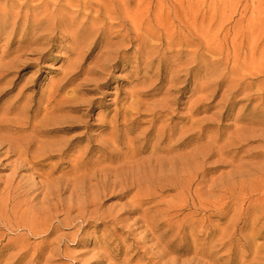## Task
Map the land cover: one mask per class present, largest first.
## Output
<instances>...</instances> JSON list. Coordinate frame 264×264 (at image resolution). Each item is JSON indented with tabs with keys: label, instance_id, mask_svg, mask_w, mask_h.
<instances>
[{
	"label": "rangeland",
	"instance_id": "1",
	"mask_svg": "<svg viewBox=\"0 0 264 264\" xmlns=\"http://www.w3.org/2000/svg\"><path fill=\"white\" fill-rule=\"evenodd\" d=\"M42 1L50 3L49 11L39 6ZM67 1L0 0V117L17 105L37 109L42 95L59 84L60 96L72 102L61 103L56 114L90 125L64 138L73 139L71 155L90 148L80 168L88 169V177L79 170L78 184L70 179L78 191L73 204L70 193L60 198L49 190L45 169L26 165L13 174L5 160L17 156L0 155V264H264V0H136L144 37L129 45L123 61H112L102 79L94 71L103 46L118 41L122 30L110 26L116 19L95 20L94 10L109 0H71L68 11ZM39 15L65 23L42 59L24 53L31 20ZM7 62L10 74L1 64ZM116 110L121 116L112 128ZM41 151L34 148L31 155ZM125 176L127 191L119 183ZM114 179L119 182L112 191ZM151 228L170 231L173 250L165 259L157 258L161 246L148 236Z\"/></svg>",
	"mask_w": 264,
	"mask_h": 264
},
{
	"label": "bare ground",
	"instance_id": "2",
	"mask_svg": "<svg viewBox=\"0 0 264 264\" xmlns=\"http://www.w3.org/2000/svg\"><path fill=\"white\" fill-rule=\"evenodd\" d=\"M80 1V0H79ZM86 1V0H85ZM141 1V0H140ZM144 1V0H142ZM146 1V0H145ZM161 2V0H158ZM81 2V1H80ZM136 2V0H109L108 3H106L105 5H100L98 6L97 10H94L96 11V17H95V20L97 21H107L108 19H116L117 22L115 23H111L110 26H115V25H119L120 28L122 30L119 31V35L116 36V39H119L118 41L116 42H113L112 40L114 39H110L108 42V44L104 45L103 46V52H102V58L101 60H99V64H98V69H96L94 71L95 74H97L98 76H103L105 75V71H107L108 69H110L111 67L115 66L113 64L112 61L114 60H118L119 61H123L124 59H121L120 57L122 58H125V55L127 54V51H129V49H131V46L129 45H132L133 43H135L136 41H140V39L142 40V38L144 37V29L142 28L144 26V21L141 20L140 21V17H138L139 15V12L138 10H141L139 9V6H134L133 4ZM138 2V1H137ZM151 2V1H150ZM149 2V3H150ZM163 2V1H162ZM179 2V1H178ZM181 2V5L183 1H180ZM141 3V2H140ZM152 3V2H151ZM157 3V2H156ZM74 2L71 1V0H68L67 1V5L65 7V9L68 11L70 9V6L73 5ZM87 2H85V9L84 11L88 12V5H86ZM91 4V2H90ZM173 4V3H172ZM180 4V3H179ZM80 5V4H79ZM151 5V4H150ZM166 5V3H165ZM178 5V4H177ZM30 6V5H29ZM39 6H43V8L45 9V12L49 11L50 9V3L49 2H46V1H42V3L39 4ZM169 6V5H168ZM184 6V5H183ZM182 6V7H183ZM31 7V6H30ZM34 7H36V5H34ZM94 7V6H93ZM151 7V6H150ZM149 7V8H150ZM83 8V9H84ZM92 8V7H91ZM162 8V6L160 7ZM193 8V7H192ZM200 8V7H199ZM146 10V9H145ZM152 10V9H151ZM163 10V9H162ZM161 10V11H162ZM165 10V9H164ZM163 10V11H164ZM177 11V9H175ZM195 9L192 10V12L194 11ZM161 11H158V12H161ZM188 11V10H187ZM199 11V10H198ZM91 12V11H90ZM143 12V11H141ZM171 12V11H170ZM179 12V11H178ZM183 12V11H182ZM196 12H197V9H196ZM194 12V13H196ZM144 13V12H143ZM162 13V12H161ZM160 13V14H161ZM169 13V11H168ZM176 13V12H175ZM180 13V12H179ZM178 13V14H179ZM89 14V13H88ZM146 14V13H144ZM150 13L147 14V16L149 15ZM177 14V15H178ZM183 14H186V13H183ZM196 14H200V11L199 13H196ZM89 16V15H88ZM108 16V17H107ZM143 16V15H142ZM160 16V15H159ZM157 16V17H159ZM187 16V15H186ZM52 17H56L55 15H52L51 17L48 16V15H39V16H34L31 20V24H30V29H29V37L27 38L28 41L26 42H29V46H27V51H25L24 53L26 54V52L30 51V52H36L40 55L41 59L45 56V53L43 51L47 50L46 46H48L51 41L54 39L55 37V34L59 31H64V28H65V23L63 22V19L64 18H58V20H54ZM161 17V16H160ZM159 17V20H161ZM170 17V16H169ZM188 17V16H187ZM145 18V17H143ZM194 18V17H193ZM170 19V18H169ZM188 19V18H187ZM195 19H196V16H195ZM198 19V17H197ZM158 20V21H159ZM179 20V19H178ZM189 20V19H188ZM193 20V19H192ZM104 21V22H105ZM113 21V20H112ZM174 21V20H173ZM196 23H197V20H195ZM1 22V21H0ZM3 25H4V29H5V26L7 25V22L8 20H4L3 21ZM162 22V21H161ZM28 23V22H27ZM98 23V22H97ZM107 23V22H106ZM159 23V22H158ZM174 23V22H173ZM171 24V23H170ZM28 25V24H27ZM163 25V23H162ZM16 26V25H15ZM104 26H107L104 25ZM104 26H102L99 30H101V32L105 31L104 29ZM165 26V25H164ZM163 26V27H164ZM153 27V26H152ZM146 28V27H145ZM185 28V27H184ZM110 30V28H108ZM168 29V27H167ZM166 29V31H167ZM149 30V29H148ZM107 31V30H106ZM105 31V32H106ZM113 31V30H112ZM157 31V30H156ZM99 32V31H98ZM160 32V31H159ZM162 32V31H161ZM163 36V35H162ZM144 41V40H143ZM143 44V43H141ZM115 45H119L120 47H124L123 49L121 48H117V49H111L110 47L112 46H115ZM34 46H37L35 48H33ZM41 48H38L40 47ZM20 47V45H19ZM136 47V46H135ZM139 47V45H138ZM141 47V46H140ZM18 50V48H17ZM136 50V49H135ZM46 52V51H45ZM135 53V52H134ZM36 55V54H35ZM128 55V54H127ZM20 56V55H19ZM132 56V55H131ZM17 57V56H16ZM22 57V56H21ZM96 58V57H95ZM4 60V59H3ZM9 60V59H8ZM20 60V59H19ZM127 60V59H126ZM7 61V60H6ZM4 61V62H6ZM16 61V60H15ZM5 66V70L6 72H9L10 74V69H12V64L10 62H7L6 64L4 63H1ZM21 64V63H20ZM79 64V63H77ZM75 65V64H74ZM73 65V66H74ZM18 66V65H17ZM71 68V67H70ZM75 68V66H74ZM79 68V67H78ZM16 69V68H15ZM90 70V69H89ZM79 71V70H77ZM76 71V72H77ZM88 72V71H87ZM70 73H74V69H71ZM2 75V74H1ZM107 76V75H106ZM68 77V76H67ZM99 77V78H100ZM95 78V77H94ZM93 78V79H94ZM64 79V78H63ZM68 79V78H67ZM102 79V77H101ZM62 80V79H61ZM85 80V79H84ZM90 80V78H89ZM99 80V79H98ZM105 80V79H104ZM64 82H66L65 80H63ZM62 81V82H63ZM71 81V79L69 78V80L66 82L67 84ZM90 81H94L95 80H90ZM90 81H89V84H90ZM96 81H97V78H96ZM61 82V81H60ZM98 82V81H97ZM93 83V82H92ZM96 83V82H95ZM100 83V82H99ZM64 84V83H62ZM83 84V83H82ZM81 84V85H82ZM13 85V84H12ZM59 84H57L58 86ZM77 85V84H76ZM100 85V84H99ZM98 85V86H99ZM55 87V90H53L52 88V92L50 94H47V97H44L42 95V100L39 101L38 103V107L37 109H34L35 107V104H30V106H24L22 107V105H17V106H14L15 108H13L12 110H9L8 109V112H5L3 115H1L0 117V155L2 154L3 157L5 156L6 159H13L12 157H15L17 156V159H13L15 161L9 163V161H6L5 162H8V166H10L12 168V171H13V174H16L18 173V171L24 167H26V165H32V166H40V170H43L45 169L47 171V173H49V176H44L46 181L47 182V185H51L49 190L54 192L58 197H62L63 195L67 194V193H70L71 197H70V204H73L71 201H72V197L75 198L76 197V193L78 192L77 191V187L75 186V183L78 181V178L79 177H76V175H78L80 168L85 166L86 163H88V157H89V153H90V148L88 146V149H86L84 152L81 151V153L79 155H74V154H70V151H73L75 152L76 149H72L70 150V147H71V143L69 144L68 142H72L71 139L66 141L65 139V136L68 134V133H71L73 130H76L82 126H85L86 128H89L90 125L88 123H83L82 125L78 124L80 123L81 121L79 120H69V119H66L64 118L65 116H59L60 114H56L58 113L57 110L59 109V106L61 105V103L63 102H67L66 104L71 103L72 102V99H70V97H66V96H60L61 94L60 93V90L62 89L61 85L59 87ZM84 86V85H83ZM94 86V85H93ZM97 86V85H96ZM97 86V87H98ZM79 87V86H78ZM101 87V86H100ZM93 88V87H92ZM82 89V88H81ZM83 90H84V87H83ZM77 91V90H76ZM75 92V91H74ZM66 95V94H65ZM60 96V98H59ZM59 98V99H58ZM46 101V104H44V102ZM20 101H17V103H19ZM16 103V104H17ZM15 105V104H14ZM63 105V104H62ZM60 106L61 108L63 106ZM65 105V104H64ZM130 105V104H129ZM133 106V104H132ZM10 107V106H9ZM12 107V106H11ZM26 107V108H25ZM21 108V109H20ZM61 108H60V112H61ZM65 108V107H64ZM73 108L72 106H70V109ZM134 108V106H133ZM74 109V108H73ZM72 109V110H73ZM127 109V108H126ZM125 109V110H126ZM138 109V108H137ZM17 110V111H16ZM43 112V113H42ZM59 112V113H60ZM63 112V111H62ZM43 114L42 116L43 117H40V114ZM11 114H14L16 115L14 118H9V115ZM141 114V113H140ZM58 115V116H57ZM142 115V114H141ZM12 116V115H11ZM10 116V117H11ZM121 116V113H120V110H116V114H115V117L113 120H111V127L114 128V126H116L119 121V118ZM83 121V120H82ZM133 121V120H132ZM58 126H57V125ZM161 129V128H160ZM115 131V129H113ZM165 131V130H164ZM166 132V131H165ZM166 134V133H165ZM82 136V135H81ZM165 136V135H164ZM77 137V136H76ZM79 137V136H78ZM114 137V136H112ZM65 138V139H64ZM111 138V136H110ZM51 139V140H50ZM115 139V137L113 138V140ZM117 139V138H116ZM159 139V138H158ZM162 139V138H161ZM108 140V138H107ZM110 140V139H109ZM112 140V139H111ZM112 140V141H113ZM120 140V139H119ZM116 141V140H115ZM114 141V142H115ZM117 142V141H116ZM102 143V141H101ZM105 143V142H104ZM102 143V144H104ZM108 143V142H106ZM119 143V141L117 142V144ZM161 143V142H160ZM159 143V144H160ZM110 144V143H109ZM116 144V145H117ZM119 145L120 143L118 144V149H119ZM114 146V145H113ZM112 146V147H113ZM154 146V145H153ZM152 146V147H153ZM46 147V148H45ZM93 147V146H92ZM100 148L102 149H105V147H102V146H99ZM157 147V146H156ZM35 148V151H36V148L38 149H42L41 152H38L36 154H33L31 155V151ZM111 148V146H110ZM137 147H135L136 149ZM155 148V147H154ZM158 148V147H157ZM116 149V148H115ZM117 149V150H118ZM143 149V148H142ZM159 149V148H158ZM157 149V150H158ZM120 150V149H119ZM153 152H154V149L152 148ZM139 151V150H138ZM159 151V150H158ZM172 151V150H171ZM107 152V151H106ZM112 152V151H111ZM131 152V151H130ZM129 152V153H130ZM140 152V151H139ZM139 152H137L136 150V153L138 154ZM151 151V153H153ZM157 152V151H156ZM155 152V154H156ZM163 152V151H161ZM72 153V152H71ZM77 153V151H76ZM79 153V152H78ZM77 153V154H78ZM119 153V152H118ZM135 153V154H136ZM160 153V152H159ZM132 154V153H130ZM160 154H163V153H160ZM159 154V156H160ZM74 155V156H73ZM129 155V154H128ZM158 155V154H156ZM156 155H153V156H156ZM164 155V154H163ZM162 155V156H163ZM135 157L137 155H134ZM130 157H132L130 155ZM157 157V156H156ZM155 157V158H156ZM182 157V156H181ZM134 158V157H133ZM151 158V157H150ZM180 158V157H179ZM184 158V156H183ZM182 158V160H183ZM2 159V158H1ZM4 159V158H3ZM10 159V160H11ZM54 159H57V160H54ZM98 159V158H97ZM137 159V158H135ZM143 159L145 158H142V161ZM148 159V158H147ZM145 159V160H147ZM153 159V157L151 158V160ZM159 159V162L161 163V160H160V157H158ZM164 159V158H163ZM150 160V159H149ZM165 160V159H164ZM163 160V161H164ZM97 161V160H96ZM153 161V160H152ZM155 161V160H154ZM170 161V160H169ZM178 161V160H177ZM1 162V161H0ZM101 162V161H100ZM103 162V161H102ZM151 162V161H150ZM175 162V160H174ZM4 163V162H3ZM95 163V162H94ZM93 163V164H94ZM98 163V162H97ZM143 163V162H142ZM149 163V162H148ZM155 163V162H154ZM166 163V162H165ZM99 164V163H98ZM101 164V163H100ZM139 164V162H138ZM146 164V163H145ZM144 164V166H145ZM163 164V163H161ZM168 164V162H167ZM1 165V164H0ZM153 165V164H151ZM157 165V163H156ZM172 165V164H171ZM31 166V167H32ZM94 166V165H93ZM96 166V164H95ZM98 166V165H97ZM126 166V165H125ZM124 166V168H125ZM129 166V165H128ZM131 166V165H130ZM138 166H141L138 165ZM160 166V164H159ZM5 167H7V165H5ZM154 167V166H153ZM164 167V166H163ZM29 168V167H28ZM47 168V169H46ZM86 168V167H85ZM93 168V167H92ZM102 168V167H101ZM100 168V169H101ZM123 168V169H124ZM147 169V167H145ZM161 168V166H160ZM65 169H67V171H64ZM84 169V168H83ZM97 169V168H96ZM94 168L93 173L95 172L96 170ZM120 169V168H119ZM127 169V168H126ZM130 169V168H128ZM127 169V170H128ZM133 169V167L131 168V170ZM142 169V167H141ZM156 169V168H155ZM102 170V169H101ZM101 170L99 171V173L101 172ZM111 171V169H109ZM134 170V169H133ZM145 170V169H144ZM147 170H150V169H147ZM153 170V169H152ZM21 171V170H20ZM88 171V169H87ZM87 171L83 172L85 173V177H88L87 175ZM90 171V169H89ZM108 171V170H107ZM113 173L114 170H112ZM111 171V172H112ZM116 171V170H115ZM117 171H119L117 169ZM116 171V172H117ZM122 169H121V174H122ZM125 171V170H124ZM124 171H123V174H124ZM137 171V170H136ZM139 171V170H138ZM158 171V170H157ZM35 172V171H34ZM41 172V171H40ZM81 170H80V175H82ZM106 172V171H105ZM128 172V171H127ZM140 172V171H139ZM154 172V170H153ZM98 173V171H97ZM103 173V172H102ZM109 173V172H108ZM126 173V172H125ZM130 173V172H129ZM137 173V172H136ZM152 173V172H151ZM37 174V173H36ZM43 174V172H42ZM88 174H92L91 172H89ZM107 174V173H105ZM111 176H112V173H110ZM120 174V173H119ZM119 174H114V176H116V180H119V178L117 179V177L119 176ZM135 174V173H134ZM145 174L147 175V172L145 171ZM150 174V173H149ZM153 174V173H152ZM48 175V174H47ZM75 175V176H74ZM95 174L91 175L92 177L94 176ZM109 175V174H108ZM107 175V176H108ZM129 175V174H128ZM133 175V173L131 174ZM151 175V174H150ZM155 175V174H154ZM17 176V175H16ZM121 176V175H120ZM134 176V175H133ZM133 176H131L133 178ZM138 176H139V173H138ZM143 176V175H142ZM149 176V175H148ZM81 177V176H80ZM99 177L97 176L96 174V178ZM103 176L100 174V180ZM109 177V176H108ZM122 177V176H121ZM127 176H125V179L122 180V181H118L119 183H121V190H124L128 189V180L126 179ZM135 177V176H134ZM141 177V176H140ZM139 177V178H140ZM154 177V176H153ZM19 178V177H18ZM83 178V177H82ZM91 178V177H89ZM113 178V176L111 177ZM138 178V177H136ZM15 179V178H13ZM17 179V178H16ZM70 179H75V183L72 184V180ZM85 178H83L84 180ZM88 178H86L87 180ZM107 179V178H106ZM121 179V178H120ZM123 179V177H122ZM128 179L130 180V178L128 177ZM150 179V178H149ZM85 181V185L87 184ZM113 180V179H112ZM115 180V179H114ZM114 181L112 183V186H110V189H113L115 187H118V182L117 181ZM145 180V178H144ZM8 181V180H7ZM66 181V183H65ZM82 181L81 179H79V185H82L81 182ZM91 181V179H90ZM94 181V180H92ZM91 181V182H92ZM106 181V180H104ZM12 182V181H11ZM83 182V181H82ZM97 182V180H96ZM140 182V180H139ZM153 182V181H152ZM19 183V182H18ZM44 183V182H43ZM102 183V182H101ZM106 183V182H105ZM133 183H134V179H133ZM151 183V182H150ZM78 184V182H77ZM90 184V183H89ZM88 184V185H89ZM111 184V183H110ZM149 184V183H148ZM153 184V183H152ZM41 185V184H40ZM100 185V183H99ZM98 185V186H99ZM107 185V183H106ZM132 185V184H131ZM146 185V184H145ZM169 185V184H168ZM21 186V185H20ZM93 186V185H92ZM135 186V185H134ZM140 186V185H139ZM152 186V185H151ZM161 186V185H160ZM159 186V187H160ZM166 186V185H165ZM45 187V186H44ZM102 187H103V184H102ZM107 187V186H106ZM105 187V189H106ZM154 187V186H153ZM158 187V186H157ZM13 188V187H12ZM98 189V187H96ZM130 188V186H129ZM142 188V187H141ZM169 188V187H168ZM8 189V188H6ZM15 189V187H14ZM47 189V188H46ZM79 189V188H78ZM88 190V188H85L84 190H81L84 192L85 190ZM101 190V188H99ZM146 189V188H145ZM148 189V188H147ZM157 188H155V191H156ZM159 189V188H158ZM173 189V188H172ZM17 190V189H16ZM19 190V189H18ZM94 190V189H93ZM107 190V189H106ZM104 190V192L106 191ZM115 189H113L112 191H114ZM151 190V188H150ZM160 190V189H159ZM165 191V189H163ZM15 191V190H14ZM40 191V190H38ZM45 191V190H44ZM90 191V190H89ZM92 191V190H91ZM96 191V190H95ZM111 191V192H112ZM125 191V190H124ZM142 191V190H141ZM140 191V192H141ZM4 192V191H3ZM31 192V191H30ZM80 192V191H79ZM93 192V191H92ZM107 192V191H106ZM119 192V191H118ZM137 192V191H136ZM139 192V191H138ZM143 192H145L143 190ZM161 192V191H159ZM157 191L156 195L159 193ZM47 193V191H46ZM48 193H51V192H48ZM97 193V192H96ZM94 193V195L96 194ZM121 193V192H120ZM146 193V192H145ZM152 193V192H151ZM153 193H154V190H153ZM28 194V193H27ZM79 194V193H78ZM102 194V193H101ZM105 194V193H104ZM119 194V193H118ZM137 193H135L136 195ZM142 194V192H141ZM147 194V193H146ZM145 194V195H146ZM149 196L150 195V191H149ZM13 195V194H12ZM50 195V194H49ZM81 195V194H80ZM83 195V194H82ZM85 195V194H84ZM83 195V196H84ZM93 195V194H91ZM93 195V196H94ZM143 195V194H142ZM141 195V196H142ZM161 195V194H160ZM103 196V195H102ZM101 196V197H102ZM48 197V196H47ZM52 197V196H51ZM86 197V195H85ZM91 197V196H90ZM89 197V198H90ZM97 197V196H95ZM94 197V200L96 202L97 199H95ZM105 197V195H104ZM143 197V196H142ZM146 197V196H145ZM81 198V197H80ZM100 198V196H99ZM137 196H135V200H136ZM140 198V197H139ZM78 199V198H76ZM84 199V198H83ZM82 199V200H83ZM93 199V198H92ZM133 199V197L131 198ZM144 199V198H143ZM152 199V198H151ZM165 199V198H164ZM61 200V199H60ZM69 200V199H68ZM87 200V199H85ZM93 200V201H94ZM133 200V202L135 201ZM51 201H52V198H51ZM77 201H81V200H77ZM91 201V200H90ZM100 201V200H99ZM102 201V199H101ZM132 201V200H131ZM129 201V202H131ZM157 201V200H156ZM62 202V201H60ZM77 202V203H79ZM82 202V201H81ZM94 202V203H95ZM137 202V201H136ZM146 202H149V201H145L144 203ZM174 202V201H173ZM63 203V202H62ZM90 203V202H89ZM93 203V202H92ZM132 203V202H131ZM155 203V202H153ZM158 203V201L156 202ZM167 203V202H166ZM171 203V202H170ZM68 204V205H70ZM81 204V203H80ZM87 204V203H86ZM101 204V203H100ZM135 204V203H134ZM139 204V203H137ZM152 204V203H151ZM150 204V205H151ZM160 204V203H159ZM168 204V203H167ZM174 204V203H173ZM58 205V204H57ZM56 205V206H57ZM71 206V205H70ZM73 206V205H72ZM71 206V207H72ZM78 206V205H77ZM81 207V205H79ZM134 206V205H133ZM177 206V205H176ZM60 206H58L59 208ZM67 207V206H66ZM84 207V206H83ZM136 207V205H135ZM142 207V206H141ZM171 207V206H170ZM173 207V206H172ZM64 207H62L63 209ZM82 208V207H81ZM80 208V209H81ZM73 209H74V206H73ZM88 209V208H87ZM152 209V208H151ZM171 209V208H170ZM178 209V208H176ZM70 210V208H69ZM75 210V209H74ZM83 210V209H81ZM157 210V208H156ZM174 211V209H172ZM65 209L63 210V213H64ZM79 211V210H78ZM176 211V210H175ZM75 212V211H74ZM77 212V211H76ZM87 212V211H86ZM163 212V211H162ZM165 213V212H164ZM169 213V212H168ZM176 213V212H175ZM146 214V213H144ZM161 214V213H160ZM171 214V213H170ZM60 216V215H59ZM70 216H71V213H70ZM147 218V214L145 216ZM156 217V216H155ZM177 217V216H176ZM175 217V218H176ZM71 218V217H70ZM143 218V217H142ZM160 218V217H159ZM162 218V217H161ZM173 218V216H172ZM151 219V218H150ZM149 219V220H150ZM156 219V218H155ZM169 219V218H168ZM174 219V218H173ZM120 220V219H119ZM123 220V219H122ZM161 220V219H160ZM74 221V220H73ZM124 221V220H123ZM126 221V220H125ZM124 221V222H125ZM148 221V220H146ZM151 221V220H150ZM148 221V222H150ZM170 221V220H169ZM168 221V222H169ZM146 223L149 224V223ZM156 222V221H155ZM158 222V221H157ZM162 222V221H161ZM154 223V221H153ZM177 223V222H176ZM145 224V223H144ZM152 224V222H151ZM150 225V224H149ZM147 225V226H149ZM156 225V223H155ZM161 225V224H160ZM165 225V223H164ZM52 226V225H51ZM172 226V225H171ZM151 227L154 228V225ZM135 230V229H134ZM133 230V231H134ZM149 230V229H148ZM160 229H150V233L148 234V236L150 235L151 236V240L153 242V240H156V244L155 246L157 245L159 248L161 246V251L160 253L157 255V258L158 260H161V259H165V257L173 250V246H172V240H168L167 237L169 236L170 234V231H168V229H166L167 231H165L164 233H161V234H158ZM171 230V229H170ZM132 231V232H133ZM146 234V233H145ZM177 234V232H176ZM175 235V234H174ZM178 235V234H177ZM149 236V237H150ZM180 236V235H179ZM186 236V235H185ZM197 236V235H196ZM147 237V236H145ZM189 237V236H187ZM144 239V238H142ZM175 239V238H173ZM196 239V237H195ZM177 240V239H176ZM199 240V239H198ZM149 242V241H148ZM194 243V242H193ZM152 247V246H151ZM157 247V248H158ZM258 246H256V249H257ZM155 248V247H154ZM260 248V245L259 247ZM152 249V248H151ZM201 249V247H200ZM261 249H263L262 245H261ZM153 250V249H152ZM176 251H180L181 248H177L175 249ZM264 250V249H263ZM257 251V250H256ZM261 251V250H260ZM188 252V251H187ZM196 252V251H195ZM200 252V251H198ZM197 252V253H198ZM204 252V251H203ZM263 252V251H262ZM195 253V254H197ZM256 253V252H255ZM253 252V255L255 254ZM171 254V253H170ZM264 254V253H263ZM198 255V254H197ZM197 255L195 257H197ZM201 255V254H200ZM210 255H211V252H210ZM261 255V253H260ZM177 256V255H176ZM212 256V255H211ZM256 256V255H255ZM258 256V255H257ZM199 257V260H200V256L198 255ZM177 258H179L177 256ZM204 258V257H203ZM202 258V259H203ZM256 258V257H255ZM112 259L114 262L118 261L119 259L117 257H110L108 260ZM172 259V258H171ZM182 259V258H180ZM179 259V260H180ZM201 259V260H202ZM177 260V259H176ZM185 260V259H184ZM187 260V258H186ZM205 260V259H203ZM111 261V262H113ZM253 261V260H252ZM173 262V261H172ZM182 262H183V259H182ZM187 262V261H186ZM206 262V260H205ZM110 263V262H109ZM149 263V262H148ZM180 263V262H179ZM178 263V264H179ZM213 264V262H210L209 264ZM215 263V262H214ZM115 264V263H114ZM149 264H153V263H149ZM156 264V263H155ZM177 264V263H176ZM199 264V262L197 263Z\"/></svg>",
	"mask_w": 264,
	"mask_h": 264
}]
</instances>
